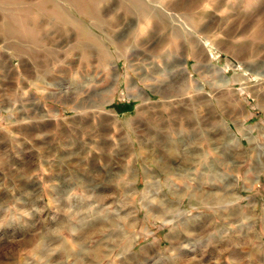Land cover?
<instances>
[{"label":"rangeland","instance_id":"374dc122","mask_svg":"<svg viewBox=\"0 0 264 264\" xmlns=\"http://www.w3.org/2000/svg\"><path fill=\"white\" fill-rule=\"evenodd\" d=\"M96 7L0 0V264H264V0Z\"/></svg>","mask_w":264,"mask_h":264},{"label":"crops","instance_id":"0c3cea01","mask_svg":"<svg viewBox=\"0 0 264 264\" xmlns=\"http://www.w3.org/2000/svg\"><path fill=\"white\" fill-rule=\"evenodd\" d=\"M130 80H131V96H132V99L134 101H136V108H138L137 110H140L141 109L142 110V113L145 112V111H143L144 109L142 107L140 108V106L143 104L144 98L145 97H148V101L149 102H147V105H148L147 106L148 107V110L146 111V113H147L148 111L151 110V109H149L150 108L149 105H151V103H154L153 97L156 95L155 90H154L155 86L153 84L149 83L148 77H145V76H143L141 78V80L140 79H137L136 80V79H133L132 77L130 78ZM152 117L153 116H151L150 114H148V116H147V119H148L147 120V123H148L147 124V127L149 129L152 128V130H153L152 132H159L160 133L161 131L158 130V127H156L155 125H152V121L154 120L153 119L154 117L153 118ZM186 134L187 135L188 134H191V131H187L186 130ZM162 143H163L162 149L159 148V150H161L163 153L167 154L170 158L178 157L177 154L179 153V146H180V145H178V143L175 145V146H178L175 149V151L176 150L178 151L176 153L166 147V140L163 139ZM158 145H159V143H158ZM191 148H192V146H190L189 148L186 147L185 148V151L188 152V150H190ZM182 149H184V147ZM195 157L197 158V156H195ZM147 158L148 159H151L152 158L151 155H150V152L148 153ZM160 158L161 159L162 158L164 159L165 156H163V157L160 156Z\"/></svg>","mask_w":264,"mask_h":264},{"label":"bare ground","instance_id":"6f19581e","mask_svg":"<svg viewBox=\"0 0 264 264\" xmlns=\"http://www.w3.org/2000/svg\"><path fill=\"white\" fill-rule=\"evenodd\" d=\"M73 4L75 5V9L82 14V16H95L98 14L97 11V4L99 3L100 0H71ZM139 7V6H138ZM138 11L140 14H144L148 12L144 7H139ZM16 28L18 31L24 33L25 29H27L26 24L24 21L21 23H18L16 25ZM81 39V38H80ZM83 39H85L83 37Z\"/></svg>","mask_w":264,"mask_h":264}]
</instances>
